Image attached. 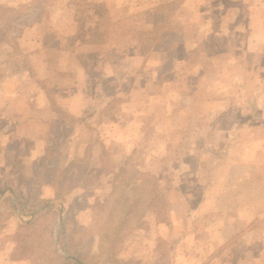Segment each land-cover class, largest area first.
Listing matches in <instances>:
<instances>
[{
    "label": "rangeland",
    "instance_id": "rangeland-1",
    "mask_svg": "<svg viewBox=\"0 0 264 264\" xmlns=\"http://www.w3.org/2000/svg\"><path fill=\"white\" fill-rule=\"evenodd\" d=\"M255 1L22 0L6 13L18 15L11 25L18 31L54 15L46 4L72 3L64 14L76 19L83 43L137 54L130 75L123 57H87L98 77V89L89 88L97 115L60 112L28 124V134L46 133L44 155L32 137L10 143L26 157L0 153V191L20 181L25 217L53 203L20 243L28 264H60L59 256L74 264H264V6L257 19ZM227 32L231 52L215 55L212 43ZM105 65L116 75L104 88ZM5 75L0 67V83ZM134 82L149 92H133ZM58 166L80 173L65 200L55 199L52 185ZM118 172L134 182L130 211L114 202ZM143 173L158 179L169 222L147 206ZM119 227L110 248L100 232Z\"/></svg>",
    "mask_w": 264,
    "mask_h": 264
},
{
    "label": "crops",
    "instance_id": "crops-1",
    "mask_svg": "<svg viewBox=\"0 0 264 264\" xmlns=\"http://www.w3.org/2000/svg\"><path fill=\"white\" fill-rule=\"evenodd\" d=\"M263 3V0L254 3V8L259 9L258 13L261 15L257 19H261L263 15L261 11ZM21 4L22 0H0V5L14 12L21 8ZM165 4L167 6L170 4L171 7L172 1ZM165 4L161 6H166ZM46 7L56 9V13L46 15L43 19L36 17L25 29L18 31L11 28L13 20H16V23L20 19L17 18L18 15L12 19L6 15L2 17L0 12L1 26L3 22L5 23L2 28L0 27V67L1 71L6 73L3 76L5 79L0 83V85L4 84V91L0 95V120L5 121L7 125L0 128V136L4 137L3 143L0 142V153L4 156L14 154L18 158L26 157H22L19 150L11 147L10 143L17 139L21 142L30 137L35 143L34 146L38 147L37 154L44 155L46 143L43 139L46 133L40 129L36 134L32 132L35 135H31L27 133L26 128L29 125L33 128L35 122L45 123L55 120L60 113L56 109H60L64 115L80 117L83 120L91 121L93 115H97L93 107L95 99L89 88L98 89V77L95 71H92L88 56L101 54L110 58L123 57L126 65L120 70L127 75H130L135 68L134 59L137 54L134 52H120L112 48L108 50L101 43L93 45L83 43L78 33L76 19L64 14L65 10L69 13L70 9H74L72 3L46 4ZM246 32L248 38L253 34L252 29ZM50 39L57 40V45L50 42ZM232 39V35L227 32L226 35L222 34L215 39L219 42L212 40L214 45L212 52L215 55L230 53L233 46ZM93 55L90 59L94 57ZM114 68L110 70L109 66L105 65L106 80L102 79L101 87H107L109 80L115 77ZM131 89L133 92L138 90L149 92L147 86L144 84L140 86L135 82ZM26 155L30 157L27 152ZM19 183L17 178L12 179L9 185L0 191V203L3 200H8L10 203L8 207L0 208V264H28L29 259L17 254L23 240L22 235L24 238L23 233L28 232L22 227H25V223L40 217L44 209V206L36 208L29 217L24 216L21 210L23 207L17 206V204L24 205L22 202L24 195L18 191ZM7 193L9 195H6ZM37 226L38 224L29 232L36 231ZM17 233L21 236L18 237Z\"/></svg>",
    "mask_w": 264,
    "mask_h": 264
},
{
    "label": "trees",
    "instance_id": "trees-1",
    "mask_svg": "<svg viewBox=\"0 0 264 264\" xmlns=\"http://www.w3.org/2000/svg\"><path fill=\"white\" fill-rule=\"evenodd\" d=\"M172 6V5H171ZM10 11L9 8L3 7L2 5H0V12L2 13V17H5L6 13H8ZM59 112H62L60 109H56ZM56 170L58 171V175L55 177V179L52 181V185L54 187L55 190V199H62L65 200L66 196L74 189L77 188L81 185V178H80V173L78 174H74V170L71 168H65V167H56ZM49 172L53 173L55 172V168L54 169H50ZM74 174V176H73ZM71 175L73 177H71ZM121 173L119 174L116 173L114 175V181H113V193L116 191H120L121 194L118 197H114V202L116 205L121 204L123 206H125V208H129L130 209V202H133L135 200L136 194L134 192H129L127 190L128 187H132V183H134L133 181H125V179L123 177H121ZM143 175H145L147 178H145V181L143 183L144 186H147L149 188V192H148V196L150 198L149 203H148V207L149 209L152 210H156L157 216L159 218V220L161 222H169L168 219V215H167V204L166 201L164 202V197L163 195H161V189L160 186L157 184L158 179H156V177H154L153 175H151L150 173H143ZM113 193L111 195V197L113 196ZM27 201V199L22 198V202L25 204ZM106 201H108V198H106ZM103 202L101 203L100 200L98 202V205H102ZM48 210H46L44 213H42L40 215V217H38L37 219L29 222V223H25L26 225H24L25 230L24 231H28L24 234V238L22 235V241H24V239L29 240L32 238V235L34 234L33 232H29L30 229H35L36 225L38 224V220L39 218H41L46 212H48ZM110 216H113V214L111 215L110 212ZM111 223V221L109 222ZM111 226V224H109ZM122 227V226H121ZM121 227H119V229H115L113 231L110 232L112 236H110L109 231H101V237L102 239L106 240V243L110 242L109 247H113L115 246V242H116V235L121 234ZM18 237L21 236L20 233H17ZM116 234V235H114ZM22 251H20L19 249V253L18 256H22L23 258H27L25 257L22 253ZM58 261L60 264H74L72 261H70L68 258L66 257H58ZM125 262L121 261V264H124Z\"/></svg>",
    "mask_w": 264,
    "mask_h": 264
},
{
    "label": "water",
    "instance_id": "water-1",
    "mask_svg": "<svg viewBox=\"0 0 264 264\" xmlns=\"http://www.w3.org/2000/svg\"><path fill=\"white\" fill-rule=\"evenodd\" d=\"M53 203H47L46 205H44V207H46V206H49V205H52ZM60 205L62 206V208H63V205L60 203ZM60 219H61V214H60Z\"/></svg>",
    "mask_w": 264,
    "mask_h": 264
}]
</instances>
